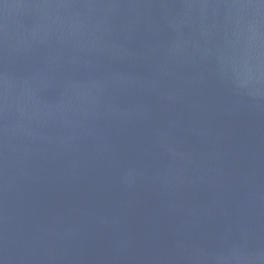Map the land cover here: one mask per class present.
I'll list each match as a JSON object with an SVG mask.
<instances>
[{
    "label": "water",
    "instance_id": "95a60500",
    "mask_svg": "<svg viewBox=\"0 0 264 264\" xmlns=\"http://www.w3.org/2000/svg\"><path fill=\"white\" fill-rule=\"evenodd\" d=\"M0 264H264V0H0Z\"/></svg>",
    "mask_w": 264,
    "mask_h": 264
}]
</instances>
